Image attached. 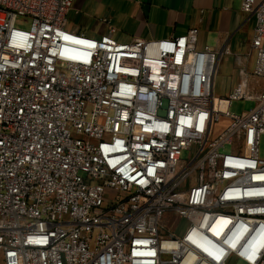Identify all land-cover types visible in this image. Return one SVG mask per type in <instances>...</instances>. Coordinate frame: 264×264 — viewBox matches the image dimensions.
I'll return each instance as SVG.
<instances>
[{"label":"built area","instance_id":"2783aa9c","mask_svg":"<svg viewBox=\"0 0 264 264\" xmlns=\"http://www.w3.org/2000/svg\"><path fill=\"white\" fill-rule=\"evenodd\" d=\"M74 1L0 0V264H264V0H241L256 62L227 96L198 28L92 38Z\"/></svg>","mask_w":264,"mask_h":264},{"label":"crops","instance_id":"0c3cea01","mask_svg":"<svg viewBox=\"0 0 264 264\" xmlns=\"http://www.w3.org/2000/svg\"><path fill=\"white\" fill-rule=\"evenodd\" d=\"M252 19L255 17L242 12L241 0H75L65 25L92 38H100L113 27L112 36L120 42L134 37L150 40L179 36L196 27L198 48L229 49L219 65L228 61L234 64L238 81L232 91L242 71L252 72L255 67Z\"/></svg>","mask_w":264,"mask_h":264},{"label":"rangeland","instance_id":"374dc122","mask_svg":"<svg viewBox=\"0 0 264 264\" xmlns=\"http://www.w3.org/2000/svg\"><path fill=\"white\" fill-rule=\"evenodd\" d=\"M255 22V19H252L251 24ZM18 26L26 27L27 23H18ZM244 35V34H243ZM234 64L232 66L231 62L220 63L214 84V94L215 96H227L230 91L231 87L235 85L238 81V76L235 74ZM255 105L254 100L248 99H239L233 101L227 109L233 114H242L245 112L250 111ZM224 104L217 102V108H223ZM229 120L227 118H222L218 123H216L213 127L212 136H217L228 124ZM232 143H228L222 149V152H231L232 150ZM200 146L193 144L189 149H186L182 152L181 158L185 161H191L194 159L196 154L198 153ZM259 154L262 158H264V134L260 138V145H259ZM193 177V176H192ZM190 180L187 178L186 182L181 186V189H186L191 185ZM193 181V180H191ZM164 227H171L174 228V232L177 235H181L187 226L186 219H179L172 214H167L164 217ZM165 258H168L165 256ZM228 264H243L237 259L233 258L229 261Z\"/></svg>","mask_w":264,"mask_h":264},{"label":"bare ground","instance_id":"6f19581e","mask_svg":"<svg viewBox=\"0 0 264 264\" xmlns=\"http://www.w3.org/2000/svg\"><path fill=\"white\" fill-rule=\"evenodd\" d=\"M217 102H219V101H217Z\"/></svg>","mask_w":264,"mask_h":264}]
</instances>
